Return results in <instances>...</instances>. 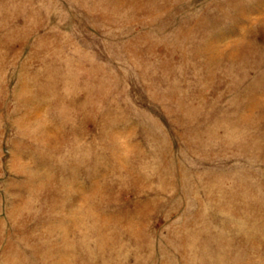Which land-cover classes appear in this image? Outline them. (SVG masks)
I'll return each mask as SVG.
<instances>
[{
    "label": "rangeland",
    "instance_id": "rangeland-1",
    "mask_svg": "<svg viewBox=\"0 0 264 264\" xmlns=\"http://www.w3.org/2000/svg\"><path fill=\"white\" fill-rule=\"evenodd\" d=\"M0 264H264V0H0Z\"/></svg>",
    "mask_w": 264,
    "mask_h": 264
}]
</instances>
